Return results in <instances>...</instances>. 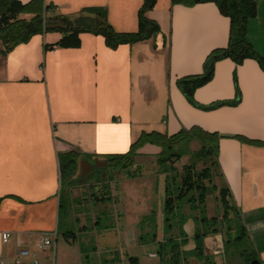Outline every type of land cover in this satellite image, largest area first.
Segmentation results:
<instances>
[{"label": "crops", "instance_id": "1", "mask_svg": "<svg viewBox=\"0 0 264 264\" xmlns=\"http://www.w3.org/2000/svg\"><path fill=\"white\" fill-rule=\"evenodd\" d=\"M18 1L28 4L33 0ZM254 1L257 16L249 22L248 38L264 57V0ZM43 2L54 7L53 13L64 16L89 7L105 8L116 32L135 33L144 0ZM147 18L159 24L161 34L116 49L109 48L102 36L91 33L80 34L79 48H47L62 39V34L55 32L33 36L7 54H2L0 40V264H32L31 260H16L18 251L34 252L41 235L56 242L61 195L70 210L73 201L81 203V188L93 184L79 182L81 174L75 175L70 192L74 199L70 200L61 184L62 155H76L77 163L92 167L94 178L97 173L107 175V157L128 153L142 133L172 136L193 127L224 136L219 142L221 174L242 214L258 260L264 264V71L253 59L239 66L230 59L217 62L213 80L195 92V99L202 105L234 102L237 85L240 101L211 113L195 109L185 100L177 81L202 74L209 54L227 47L229 19L214 3L187 7L173 5L171 0H157ZM159 152L154 146H145L139 156L148 158ZM126 199L130 200L127 194ZM127 207L128 203L122 219L110 231L117 239V249L124 252L119 264L132 258L122 244L130 247L135 242L139 245L140 240L129 230L123 231L125 219L133 216ZM190 224L194 225L190 220L184 226L189 239L184 251L188 254L194 250L193 235L186 230ZM4 233L10 234L6 244L2 241ZM219 235L205 238L206 254L219 255L215 254L223 248L216 244ZM69 236L74 239L63 234L67 244L74 247L77 239L83 240L84 232ZM52 251L39 253L42 264L49 263ZM84 255L90 263L86 250ZM214 261L221 264L218 257ZM188 262L199 264L195 258Z\"/></svg>", "mask_w": 264, "mask_h": 264}, {"label": "trees", "instance_id": "2", "mask_svg": "<svg viewBox=\"0 0 264 264\" xmlns=\"http://www.w3.org/2000/svg\"><path fill=\"white\" fill-rule=\"evenodd\" d=\"M171 2L173 5L187 7L214 3L220 13L229 19L230 32L227 47L213 50L205 60L203 73L179 79L177 87L183 96L199 109L210 110L223 106H235L240 101L237 85L234 102H217L209 108L196 102L195 92L213 80L216 63L224 59L232 60L236 66L243 64L247 59H253L264 71V57L257 53L248 38L249 22L257 16L256 2L254 0H171ZM156 4L157 0H144L138 13L137 32L118 33L108 21L107 10L102 7L84 8L76 15L64 16L53 13L54 7L45 5L43 0H33L28 4H22L18 0H0V40L4 46L2 54H7L18 45L29 42L33 36L55 32L61 33L62 39L54 45L46 46L52 50L79 48L81 46L80 34L82 33L102 36L106 45L111 49L151 40L161 34L159 24L147 18V13L153 10ZM25 15H29L31 18H23ZM223 137L198 127L182 130L172 136L159 132L142 133L138 140L131 145L128 153L107 157L109 162L123 163V168L127 169L135 164V159L140 155L139 151L145 146H154L160 150L157 155V164L166 174L163 209L165 237L159 243L160 264H188L189 258H195L199 264H216L214 258L206 254L204 240L210 236L221 235L222 231L227 238L224 242V249L231 244L243 246L245 243L251 250L250 254L247 249L239 253L246 256L245 264H251L252 261L258 260L242 214L235 207L231 191L221 174L218 156L219 142ZM235 138L241 142L244 141L241 137ZM194 141L199 144V150L192 153V160L194 162L203 161L205 167L201 171H197L194 162L185 165L181 180L178 182L176 175L173 174L174 171L176 172L173 163L187 153L190 143ZM60 163L62 189L64 187L72 188L75 184L73 178L77 171V156L73 153L62 155ZM216 176L224 181L221 187L214 184ZM213 191L218 192L217 198L223 212L221 216L216 215L209 218L205 215L206 201ZM61 198L62 209L66 203L64 194L61 195ZM182 203L189 204L191 209L199 214L195 217L197 225L193 234L194 250L189 254L184 251V247L189 242L184 230L185 218L179 217ZM175 225L179 229L178 236H172ZM70 234L73 236L71 231L64 235L67 239H72ZM153 241H156V235ZM131 260L137 261L133 258Z\"/></svg>", "mask_w": 264, "mask_h": 264}, {"label": "rangeland", "instance_id": "3", "mask_svg": "<svg viewBox=\"0 0 264 264\" xmlns=\"http://www.w3.org/2000/svg\"><path fill=\"white\" fill-rule=\"evenodd\" d=\"M185 100L193 108L199 109L194 107L186 98ZM214 104H216V102L200 105L209 108ZM219 108L199 110L205 113H211ZM198 150L199 144L195 141L191 142L187 153L180 160L174 161L173 167L176 172L174 171L173 174L176 175L178 182L181 180L183 167L194 162L191 155ZM157 155L158 154H154L148 158L145 156H139L136 159L135 164L127 169L123 168V163L118 164L116 162H107L105 163L109 170L107 175L105 173H97L94 178L92 167L86 166L85 168V164H81L80 162L77 163L76 175L78 173L81 174L79 182L83 180L85 182L93 181V184L90 185V188H81L84 189L80 190L84 192L83 198L80 200L81 203H78L79 201H73L74 197L70 193V187L63 188L65 193L70 194V200L73 202L71 203L69 210L66 199V204L62 208L60 215V230L58 232L57 241L54 242L55 250L52 251L49 256L50 259L48 264H74L79 260H82L83 264H119L124 257V252L122 253L120 249H117V239H113L110 231L114 230L116 222H120L122 219L126 203H128V213L133 216L128 215L125 219L123 231L125 232L126 230H129L128 233L136 236V240L138 236L140 237L139 245H137L136 242L135 245H131L130 247H125L124 244H122L125 251L128 252L127 256L129 257L130 255L133 259H137L135 264H160L161 260L158 255L160 242L155 244L153 240L155 235L156 240L159 239L161 242L165 237L163 209L166 174L157 164ZM194 163L197 171H201L205 167L203 161L198 160ZM103 165L104 163H102V166ZM102 166H98L97 164V167ZM214 184L221 187L222 181L216 176L214 178ZM126 194L129 196L130 200L126 199ZM217 197L218 192L213 191L207 198L205 215L209 218L216 215L221 216L223 212ZM198 215V212L193 211L189 204L182 203L180 205L179 217H184L186 223L191 220L194 224L193 226L192 224L186 226V230L191 236L196 229L197 223L195 217ZM131 219L136 222L138 221L139 223L136 225L134 223V225H132L129 223L131 222L129 221ZM95 223L96 226H94ZM149 223L154 224L156 232L154 231L152 224ZM85 225V230H92H83ZM108 228L110 230L107 231ZM69 231L73 232V236L84 232L83 240L81 238L77 239L79 246L77 244L72 247L67 244L63 238V234L68 233ZM178 232L179 229L176 226L172 236H178ZM89 233L92 235H89ZM94 233L99 234L100 236L96 237L95 235L93 237ZM79 237H82V235ZM211 238L214 237L211 236ZM221 238L223 244L220 242ZM72 239L74 238L72 237ZM218 239L219 242H216V244L223 246V248L218 250H223V253L212 255L213 258L218 257L221 264H245L246 256L239 254L242 253L244 249H247L248 254L251 253V250L245 245V243L243 246L231 244L224 249V242L227 239L224 231L218 236ZM97 246H99V248ZM85 250L87 251V254L90 255V263H87L88 259L85 258ZM24 260L29 262L30 259ZM130 260L128 259L127 261H124L123 264H131Z\"/></svg>", "mask_w": 264, "mask_h": 264}, {"label": "built area", "instance_id": "4", "mask_svg": "<svg viewBox=\"0 0 264 264\" xmlns=\"http://www.w3.org/2000/svg\"><path fill=\"white\" fill-rule=\"evenodd\" d=\"M9 239L10 234L4 233L2 235V241L4 244L8 243ZM49 250H55L53 238L48 235H41L35 242V251L30 252L29 250H19L18 258L16 260L30 259L33 264H41L38 257L39 253L47 252ZM215 254H220V251L217 249Z\"/></svg>", "mask_w": 264, "mask_h": 264}, {"label": "water", "instance_id": "5", "mask_svg": "<svg viewBox=\"0 0 264 264\" xmlns=\"http://www.w3.org/2000/svg\"><path fill=\"white\" fill-rule=\"evenodd\" d=\"M251 264H261L260 263V261L259 260H254V261H252V263Z\"/></svg>", "mask_w": 264, "mask_h": 264}, {"label": "bare ground", "instance_id": "6", "mask_svg": "<svg viewBox=\"0 0 264 264\" xmlns=\"http://www.w3.org/2000/svg\"><path fill=\"white\" fill-rule=\"evenodd\" d=\"M11 264H20V262L19 261H17L16 263H11ZM33 264V263H32Z\"/></svg>", "mask_w": 264, "mask_h": 264}]
</instances>
